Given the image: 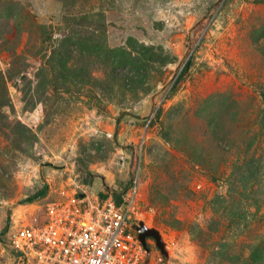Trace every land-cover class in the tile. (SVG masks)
<instances>
[{
    "label": "rangeland",
    "instance_id": "374dc122",
    "mask_svg": "<svg viewBox=\"0 0 264 264\" xmlns=\"http://www.w3.org/2000/svg\"><path fill=\"white\" fill-rule=\"evenodd\" d=\"M130 182L149 264L264 249V0H0V264L17 216Z\"/></svg>",
    "mask_w": 264,
    "mask_h": 264
},
{
    "label": "built area",
    "instance_id": "2783aa9c",
    "mask_svg": "<svg viewBox=\"0 0 264 264\" xmlns=\"http://www.w3.org/2000/svg\"><path fill=\"white\" fill-rule=\"evenodd\" d=\"M138 187L103 197L63 189L44 219L17 216L8 248L15 264H149L139 239Z\"/></svg>",
    "mask_w": 264,
    "mask_h": 264
},
{
    "label": "trees",
    "instance_id": "16d2710c",
    "mask_svg": "<svg viewBox=\"0 0 264 264\" xmlns=\"http://www.w3.org/2000/svg\"><path fill=\"white\" fill-rule=\"evenodd\" d=\"M133 182H130V184L125 187L124 189H121L120 191H118V194H123L124 192H126L127 190H129L132 186ZM48 187H45L42 191H40L39 193H37L36 195H34L33 197L28 198L26 201H24V203H28L31 204L33 202H35L37 199L45 197L47 195V190ZM103 197V195H101ZM8 232V231H7ZM241 257L238 255H233L231 257H229V261L231 264H239ZM244 262V264H264V249L263 247L261 249L258 250V256L257 258H255L252 254L250 256V258L246 259V260H242V263Z\"/></svg>",
    "mask_w": 264,
    "mask_h": 264
},
{
    "label": "water",
    "instance_id": "95a60500",
    "mask_svg": "<svg viewBox=\"0 0 264 264\" xmlns=\"http://www.w3.org/2000/svg\"><path fill=\"white\" fill-rule=\"evenodd\" d=\"M136 230L138 232L140 241L146 248H148L147 239L152 238L155 240L156 246L160 250L161 254L165 257L168 256L166 244L162 239L161 233L157 229L148 228L143 222H141L140 225L136 227Z\"/></svg>",
    "mask_w": 264,
    "mask_h": 264
},
{
    "label": "clouds",
    "instance_id": "9594fccd",
    "mask_svg": "<svg viewBox=\"0 0 264 264\" xmlns=\"http://www.w3.org/2000/svg\"><path fill=\"white\" fill-rule=\"evenodd\" d=\"M152 239V238H151Z\"/></svg>",
    "mask_w": 264,
    "mask_h": 264
}]
</instances>
